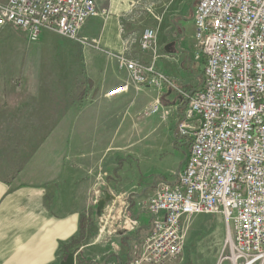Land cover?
Masks as SVG:
<instances>
[{
    "label": "crops",
    "instance_id": "0c3cea01",
    "mask_svg": "<svg viewBox=\"0 0 264 264\" xmlns=\"http://www.w3.org/2000/svg\"><path fill=\"white\" fill-rule=\"evenodd\" d=\"M95 3L98 16L86 20L71 42L54 40L56 33L43 30L31 43L17 29L0 28V57L2 47L7 48L9 80L24 89L23 94L10 96L8 106L0 107V113L8 114V120L0 119V129L9 130L7 141L1 143L8 145L3 152L15 151L22 130L24 144L38 146L23 167L0 176V264H60L68 254H74V264L110 260L126 264L131 246L151 224L141 201L152 195L158 183L174 184L184 167L188 147L175 144L169 125L139 118L144 111L140 91L130 86L119 96L106 94L129 82L127 71L118 66L119 57L142 64L154 57L155 68L177 89L178 85L201 88L202 61L193 60L192 1ZM145 29L156 33L155 55L139 48ZM70 72L72 103L59 104L47 90H60L57 96L64 99ZM163 95L173 106L180 102L175 90ZM190 124L199 125L198 118ZM120 138L128 147L113 156L111 146L121 144ZM112 159L125 164H117L107 185L96 184L97 163L104 162L107 168ZM98 186L106 187L105 194H116L113 205L122 203L123 218L133 216L130 220L136 222L134 233L119 234L121 240L127 239L125 245L119 240V247H114L90 224L84 227Z\"/></svg>",
    "mask_w": 264,
    "mask_h": 264
},
{
    "label": "built area",
    "instance_id": "2783aa9c",
    "mask_svg": "<svg viewBox=\"0 0 264 264\" xmlns=\"http://www.w3.org/2000/svg\"><path fill=\"white\" fill-rule=\"evenodd\" d=\"M98 14L95 0H7L0 4V28L17 29L31 43L43 30L74 41L85 21ZM193 24L200 89H177L155 68L154 57L147 64L119 57L129 82L106 94L152 88L150 115L162 110L163 90H178L184 103L174 122V140L188 145L184 167L174 184L158 183L143 203L151 233L126 264L175 262L184 250L185 219L197 215L222 217L223 261L264 264V0H198ZM155 44V31L145 29L140 50L155 55ZM194 118L201 119L199 125L190 124ZM101 196L96 188L94 206Z\"/></svg>",
    "mask_w": 264,
    "mask_h": 264
},
{
    "label": "rangeland",
    "instance_id": "374dc122",
    "mask_svg": "<svg viewBox=\"0 0 264 264\" xmlns=\"http://www.w3.org/2000/svg\"><path fill=\"white\" fill-rule=\"evenodd\" d=\"M191 1H192V6L195 9V6L198 0H191ZM190 4H191L190 2L187 3L186 7L188 8ZM15 32L21 33L22 35H24L19 30L17 31L15 30ZM55 37L56 38H54V40L71 42V40H69L68 38L62 37L58 34ZM24 38L26 41H28L26 37ZM193 39H194V31H193ZM190 43H192V41ZM2 50L3 51H1V57H0V88H1L0 107L9 105L10 96H14L17 94L21 95L24 93V89L22 87L15 86L16 84L15 85L13 84L14 81L12 80L11 82L9 80V72H8L9 67L7 64L8 51H7V48L4 49V47H2ZM195 50H197V44H196ZM195 54L193 55L194 61H195ZM200 71H201L200 76L202 77V65H201ZM66 78H67L68 85H66L65 83L66 87H65V90H63L64 99H63V96L62 98L60 96H57V94H60V90H47L50 94L54 96L53 100L56 99L57 103L59 104L60 103L62 104L63 102L64 104L72 103V96H73L72 95V88H73L72 73L70 72L66 76ZM178 88L182 90H190V91L195 90L192 88H184V87H181L180 85H178ZM172 90H175V89H172ZM139 91L142 94L141 95L142 96L141 106L144 107V111L142 112V115L139 116V118L146 120V122L169 125V129L173 133V136H174V134L177 133V130L174 126V122L176 119L181 117V113L184 109V103L182 102L181 98H180L179 104L173 106V104L169 103L165 99V96L163 94H165L166 90H163L162 93H160V95L158 96V99L160 98L161 106L163 107L162 110L159 111V114L150 115L151 112L149 108H150V105L156 99V91L148 87H143ZM175 91L179 95V91L178 90H175ZM23 98H24V95L20 99H23ZM0 119L8 120V114L5 113L3 115V113H0ZM171 119L173 120L171 121ZM8 131L9 130L0 129V176L1 177H6L10 173H12L11 171L15 170L16 168L19 169L20 167H23L25 162L29 161L31 158L28 155L32 154V152L36 153L37 152L36 149H38V146L24 144L23 141H24V136H26V134H25V130H22L21 134H24V135L23 137L18 136V138L15 140L16 145L14 147L15 149H13L15 151L14 152L12 151L10 153L6 151L4 153L3 150L7 149L8 145H2L1 143L4 141H7L8 136H9ZM27 135H30V134H27ZM120 140L122 142V143L120 142L121 144L114 143L111 146L112 152L114 153L113 156H116L115 154L117 152H119L120 154L122 152H126L128 145L124 143L125 138H120ZM175 144L176 145L179 144L178 139L175 140ZM186 146L188 147L187 144ZM187 150L188 148H185L184 150V152H186V156L188 153ZM164 154H165L164 152H161L162 156ZM3 159H5L8 164L6 163L4 165ZM119 160L120 159L118 160L112 159L111 161L107 162L108 163L107 168L105 167L104 162L97 163L96 169L94 170L93 173L96 172L97 176L99 178L102 177L104 181L101 180L100 182H98L99 178L97 177L96 184H99V183H103L105 185L108 184L107 178L109 176L114 175V171L118 167L117 164L124 163V162H121L122 160L119 162ZM185 160H186V157L184 158V162ZM98 187L102 193V196L99 198V200H102L105 197L106 195L105 191L107 190H106V187H103V188L100 186ZM108 194L113 196L114 199L118 197L114 193H108ZM147 198L148 197H146L144 200L141 201L140 208L142 207L143 203L147 200ZM114 201L116 200L112 199V201L107 202L104 208L99 213L97 212L98 204L96 206L90 207V209L87 210L89 216L85 217L86 220L84 219V227L90 224L92 228H95L98 236H100L102 239H107L109 243L114 245V247L116 246L119 247V240L123 241V245H125V242L127 240L125 237H123L124 239L122 238L121 240L122 235H119V234L134 233L135 232L134 228L136 226L132 227V224L130 222L131 221L130 219L133 218V216L132 217L126 216L127 218L130 217V219L123 218L124 216L123 209L118 207L117 204L113 205L112 202ZM141 209L142 211L145 212V214H147V212L143 208ZM117 210H119L118 216L116 215ZM148 224H149L148 233L144 235L142 234L141 237L138 238V240L133 243V245L131 246V251L129 252L130 254L129 256H132L135 253H139L141 245L143 244L147 236L151 233L150 227L152 226V224H150V222H148ZM88 231H90V229H88L87 232ZM183 232H184V250H183V253L180 255V258L177 259L175 262H173V264H229L228 261L222 260L223 258L226 257V252L224 249V240H225L226 232H225L224 221L220 215L190 216L187 219H185V222L183 224ZM89 235L92 237L91 231ZM135 247L137 248V250H135ZM128 258H126V260ZM106 264H116V262L114 260H110V263L107 262Z\"/></svg>",
    "mask_w": 264,
    "mask_h": 264
},
{
    "label": "water",
    "instance_id": "95a60500",
    "mask_svg": "<svg viewBox=\"0 0 264 264\" xmlns=\"http://www.w3.org/2000/svg\"><path fill=\"white\" fill-rule=\"evenodd\" d=\"M201 122V119H198ZM114 199L113 196L106 194L105 197L98 202L97 212L99 213L107 202ZM60 264H74V254H68Z\"/></svg>",
    "mask_w": 264,
    "mask_h": 264
},
{
    "label": "bare ground",
    "instance_id": "6f19581e",
    "mask_svg": "<svg viewBox=\"0 0 264 264\" xmlns=\"http://www.w3.org/2000/svg\"><path fill=\"white\" fill-rule=\"evenodd\" d=\"M122 203H120V205H121ZM120 205H118L119 207H120ZM121 211V210H120ZM116 215L118 216L119 215V210H117L116 211ZM112 220H113V218H112ZM125 223V222H124Z\"/></svg>",
    "mask_w": 264,
    "mask_h": 264
},
{
    "label": "trees",
    "instance_id": "16d2710c",
    "mask_svg": "<svg viewBox=\"0 0 264 264\" xmlns=\"http://www.w3.org/2000/svg\"><path fill=\"white\" fill-rule=\"evenodd\" d=\"M81 236H83V226H82V232H81Z\"/></svg>",
    "mask_w": 264,
    "mask_h": 264
}]
</instances>
